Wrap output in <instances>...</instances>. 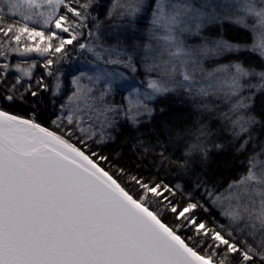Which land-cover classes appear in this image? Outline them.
<instances>
[{
  "label": "snow or ice",
  "instance_id": "obj_1",
  "mask_svg": "<svg viewBox=\"0 0 264 264\" xmlns=\"http://www.w3.org/2000/svg\"><path fill=\"white\" fill-rule=\"evenodd\" d=\"M94 5L0 0V264H264V0Z\"/></svg>",
  "mask_w": 264,
  "mask_h": 264
},
{
  "label": "trees",
  "instance_id": "obj_2",
  "mask_svg": "<svg viewBox=\"0 0 264 264\" xmlns=\"http://www.w3.org/2000/svg\"><path fill=\"white\" fill-rule=\"evenodd\" d=\"M110 0H100V5H94L95 11H93V15H99L101 19H104L103 13L107 11V8L103 5H108ZM109 23H105V25L102 27V31L105 32L106 38H111L110 35L107 33L108 30L107 26ZM110 30H114L109 25ZM230 36H239L240 40L243 41L244 38L247 36V33L244 32V30L232 31L230 33ZM23 59H36L37 61H40L42 58L33 55L29 58H23ZM43 73V69L41 67H37L35 69V75H40ZM168 106H170V111L167 119L170 124H174L176 126V129L179 131L180 129L184 127H188L191 125V122L198 119V115L194 113V110L190 103H185L182 101L181 98L178 96H172L168 102ZM17 114L24 115L23 112H18ZM48 119L49 117L47 115H42L40 118V122L44 123L45 126H48ZM207 122V121H205ZM218 127V125L213 124V129ZM127 136V132H125V137ZM118 150L121 153V157L119 159V163L122 165H129V166H138L141 171L145 175H152V171L147 168V165L144 163H140L138 159L133 158V152L127 147V145L124 142V137H121L120 140L117 141L115 145H110L103 149L105 154H109L111 156H114L115 153L113 152V149ZM179 155V153H177ZM235 153L232 149H225L223 153L220 154H213L211 156V159L207 163V169L209 172V175L212 176L215 180L220 181L221 184L224 186L227 185V182L233 179H236L238 175L243 170L240 167V161L234 160ZM148 162L151 163V157H148ZM240 159H243L241 157ZM199 171V169H197Z\"/></svg>",
  "mask_w": 264,
  "mask_h": 264
},
{
  "label": "rangeland",
  "instance_id": "obj_3",
  "mask_svg": "<svg viewBox=\"0 0 264 264\" xmlns=\"http://www.w3.org/2000/svg\"><path fill=\"white\" fill-rule=\"evenodd\" d=\"M111 24H112V28H115V23H111ZM111 24H109L110 27H111ZM109 25L107 26L108 30H105V31H107V33L110 35L111 30H110V28H109ZM73 58H74V57H73ZM15 59H16V60H19V59H23V58H19V57H17V58H15ZM81 59L83 60V57H81ZM175 96H178L179 98H181L182 101L185 102V103H190V101H188L186 97H183V96H180V95H175ZM190 104H191V103H190Z\"/></svg>",
  "mask_w": 264,
  "mask_h": 264
}]
</instances>
